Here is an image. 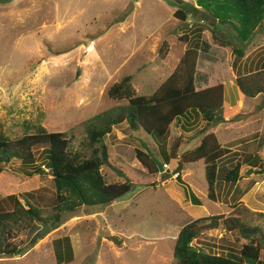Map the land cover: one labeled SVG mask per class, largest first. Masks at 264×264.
Returning <instances> with one entry per match:
<instances>
[{"label": "rangeland", "instance_id": "obj_1", "mask_svg": "<svg viewBox=\"0 0 264 264\" xmlns=\"http://www.w3.org/2000/svg\"><path fill=\"white\" fill-rule=\"evenodd\" d=\"M187 3L200 11L182 21L175 13ZM199 28L206 31L196 86L218 80L225 85L226 116L216 124L222 127L216 135L232 151L221 168L244 163L239 181L220 178L217 199L211 200L203 161H180L182 150L199 142L188 140V133L166 173L182 166L181 176L149 175L137 161L141 143L161 160L162 149L169 151L183 130L175 122L169 136L158 139L124 122L105 137L110 165L101 171L109 184L126 182L113 168L123 171L132 191L109 205L82 206L57 228L44 223L50 230L33 240L44 226L38 223L16 239L21 253L0 257V264H60L54 242L66 236L74 260L61 264H172L183 226L226 213L237 203L249 207L244 221L264 229V217L258 214L264 213V97H245L235 82L240 73L264 67V0H0V134L15 139L41 125L49 132H65L73 153L89 154L90 120L127 103L111 98L110 87L134 76L136 93L151 94L193 46ZM214 32L235 45L240 42L244 56L212 44ZM195 123L203 126L201 118ZM47 147L34 149V164L18 161L0 174L1 197L22 194L43 208V215L54 214L56 196ZM38 167L41 173L35 172ZM248 242L221 226L204 231L193 244L221 254Z\"/></svg>", "mask_w": 264, "mask_h": 264}, {"label": "trees", "instance_id": "obj_2", "mask_svg": "<svg viewBox=\"0 0 264 264\" xmlns=\"http://www.w3.org/2000/svg\"><path fill=\"white\" fill-rule=\"evenodd\" d=\"M186 7L188 9H179L175 13L182 21L187 20L188 14L200 11L197 7L191 6V3H187ZM206 12L218 18L215 13ZM205 31L199 28L195 32L197 38L193 46L186 49L175 70L151 94L136 93L132 86L134 76L124 77L121 82L110 87L108 94L111 98L127 103L96 115L90 120L86 141L89 154L73 153L70 148L71 140L65 132H49L41 125L35 127V132L26 133L15 139L0 134V174L6 167L13 166L18 161L22 165L34 164L36 161L34 149L46 145L47 165L56 187L54 214L49 215H43L44 209L31 203L22 194L4 198L0 196V257H14L20 254L21 248L16 239L22 232L38 223H47L57 228L66 215L74 213L82 206L109 205L132 191L131 182L109 184L101 171L105 164L101 149H107L105 137L112 133L115 126L124 122H127L132 130L142 128L158 139H166L171 125L175 122L180 125L183 133L176 143L169 151L164 147L160 152L163 156L161 159L163 165L177 158L178 150H182L185 134L193 131L188 140L196 138L199 142L190 149L182 150L180 161L184 164L203 161L208 196L211 200L217 199L216 186L220 178L228 183L239 181L244 163L238 160L231 168L222 169V159L232 151L225 147L213 132L216 124L223 121L226 116L225 85L218 80L214 85L207 84L203 88L196 86L201 42ZM211 40L214 45L230 49L236 57L244 56L240 42L235 45L233 40L219 37L215 32ZM235 82L245 97H264V67L240 73L236 76ZM196 118L202 119L201 128L195 126ZM152 152L157 156L156 152ZM136 157L138 164L143 166L149 175L159 173L157 163L144 150L137 149ZM42 171L38 167L35 172ZM194 202L201 205L196 196ZM242 206L240 203L231 205L226 213L201 217L183 226L176 238L175 260L172 264H264L262 257L264 229L244 221L245 212L249 207ZM258 214L264 217V213ZM221 226L229 232H239L249 242L240 250L230 249L221 254H215L193 244L204 231ZM54 244L58 263L74 260L70 237L58 239Z\"/></svg>", "mask_w": 264, "mask_h": 264}, {"label": "water", "instance_id": "obj_3", "mask_svg": "<svg viewBox=\"0 0 264 264\" xmlns=\"http://www.w3.org/2000/svg\"><path fill=\"white\" fill-rule=\"evenodd\" d=\"M141 144H142L143 150L148 155H150V157L157 163L158 168H159V172H163L164 171V165H163L162 161L155 156V154L152 152L151 148L147 145V143L142 142ZM102 154H103L104 162L106 164L110 165L109 161H108V158L106 157V153H105L104 149H103ZM113 170H115L118 173V175L122 176L126 180V182H130L131 181L130 178L128 177V175L126 173H124L123 171H121L119 169H116V168H113ZM250 172H252V170H250ZM49 230H50L49 225L44 224V226L41 229V231L34 237L33 240H35L38 237H40V238L44 237L48 233Z\"/></svg>", "mask_w": 264, "mask_h": 264}, {"label": "built area", "instance_id": "obj_4", "mask_svg": "<svg viewBox=\"0 0 264 264\" xmlns=\"http://www.w3.org/2000/svg\"><path fill=\"white\" fill-rule=\"evenodd\" d=\"M168 168H169V165L168 164H164V171L160 172V173L170 176L171 179H178L180 177L181 173L178 170L173 171V173H171L170 175L166 174Z\"/></svg>", "mask_w": 264, "mask_h": 264}, {"label": "crops", "instance_id": "obj_5", "mask_svg": "<svg viewBox=\"0 0 264 264\" xmlns=\"http://www.w3.org/2000/svg\"><path fill=\"white\" fill-rule=\"evenodd\" d=\"M205 86H207V84L206 83H202L200 86H197V88H203V87H205ZM218 128V129H217ZM220 128H222L221 127V125L220 126H218V127H215L214 129H213V132L214 133H216V131H218V130H222V129H220ZM188 134H193V131H188ZM217 134V133H216ZM219 138V137H218ZM220 139V138H219ZM220 141L222 142V140L220 139ZM223 143V142H222ZM197 145V144H196ZM195 145V146H196ZM180 168H182V166H180L179 168H178V170L180 169Z\"/></svg>", "mask_w": 264, "mask_h": 264}, {"label": "clouds", "instance_id": "obj_6", "mask_svg": "<svg viewBox=\"0 0 264 264\" xmlns=\"http://www.w3.org/2000/svg\"><path fill=\"white\" fill-rule=\"evenodd\" d=\"M176 170H178V169H176ZM179 172H180V170H178ZM181 173V172H180ZM181 176V175H180Z\"/></svg>", "mask_w": 264, "mask_h": 264}]
</instances>
